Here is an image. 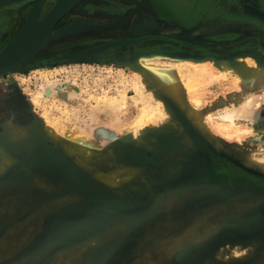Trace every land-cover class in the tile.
<instances>
[{
	"label": "rangeland",
	"instance_id": "1",
	"mask_svg": "<svg viewBox=\"0 0 264 264\" xmlns=\"http://www.w3.org/2000/svg\"><path fill=\"white\" fill-rule=\"evenodd\" d=\"M69 14L79 19L75 8ZM230 19L184 27L148 16L154 25L140 31L136 20L130 34L182 45L178 53L150 52L149 41L82 59L98 45L83 37L124 28L90 19L104 26L55 31L33 58L0 73V161L12 157L0 169V264H264V188L209 171L213 159L264 179V110L254 122L220 118L264 83V24ZM63 42L70 53L50 59ZM234 55L250 57L259 76L220 72L216 60ZM142 57L173 73L178 102L136 68ZM49 84L62 85L56 98L43 93ZM140 110L143 132L126 136ZM74 139L91 147L81 153ZM135 150L149 159L127 160L124 151ZM43 151L69 162L81 184L33 165ZM35 161L52 164L47 152Z\"/></svg>",
	"mask_w": 264,
	"mask_h": 264
},
{
	"label": "flooded vegetation",
	"instance_id": "2",
	"mask_svg": "<svg viewBox=\"0 0 264 264\" xmlns=\"http://www.w3.org/2000/svg\"><path fill=\"white\" fill-rule=\"evenodd\" d=\"M255 1L256 0H198L197 4L191 3L193 5L187 6L188 2H191L190 0H84L74 6L73 9L75 8L76 12H84L89 15L105 14L125 17L124 23H121V26L124 27L123 29L105 31L99 36L94 37V39H92L93 36H85L79 40L82 44L97 43V46L110 42H125V44L107 47L93 55L105 53L107 50L116 51L118 49L121 50L120 54H122L128 47H136L139 43H147L149 41H153L154 43L150 52L178 53L179 47L182 45L177 47L173 44H167L159 37L150 38L145 35L134 36L130 34L128 29L135 25L136 20L140 22V31H142L141 28H146L148 25L153 26V23L147 22L148 16H151L155 20L165 21L169 25L184 27L205 24L215 19L231 18L230 20H243L241 5L248 4L253 7H258ZM176 3L183 4L181 9H178L177 6L175 7ZM18 5L19 4L0 9V49L16 34L26 16L22 18L15 16L14 12H16V7H18ZM72 17L73 16L68 12L64 14L59 23H57L55 30H62L68 22H71ZM241 27L244 28L243 25ZM250 30L253 31V29L248 28V31ZM69 44L70 43L63 42L53 46L50 49L53 54L48 57L50 59H58L62 54L70 53L69 48L72 47V45ZM252 47L258 48L259 46L253 43ZM87 49L85 48V50ZM148 50L149 48H146L144 52H148ZM120 54H117V58L120 57ZM209 171L213 178L228 177L234 183L253 184L264 188V179L255 178L250 176V174L234 167L231 168L225 163H219V161L213 159L209 166Z\"/></svg>",
	"mask_w": 264,
	"mask_h": 264
},
{
	"label": "bare ground",
	"instance_id": "3",
	"mask_svg": "<svg viewBox=\"0 0 264 264\" xmlns=\"http://www.w3.org/2000/svg\"><path fill=\"white\" fill-rule=\"evenodd\" d=\"M41 2H42L41 0H24L20 3H16V5L17 4L19 5L28 4L29 10L21 26L19 27V29L21 30L19 35L12 42V44L9 45L6 49L4 48L7 43L0 49V51L4 50V52L1 53L0 58H5L7 62L9 63V68L11 67V69L16 67L18 63L20 64L25 61V60L21 61V59L27 60V59L33 58L36 50H40L43 45L50 42V39L53 34V32L51 31L52 23L55 20V18L54 19H50L49 17L47 19L45 18V15L42 14V10L40 8ZM72 2L73 1L71 0H58L60 7L55 17L61 18L67 12L69 13V11L73 8V5H74V3ZM245 9L248 11L250 10L248 8H245ZM243 58H240L239 55H234L230 58L221 57L216 60V64L218 65L220 72H223V73L233 72L238 77L239 80H245V78L247 77H250V78L258 77L261 71L259 72L257 68L256 70L253 69V66L255 65L254 61L248 56L243 57ZM136 64H137V67L136 66L135 67L140 72H143L144 74H146L145 77L156 82V84L160 86L161 89L163 88L164 90H166L167 94H170L172 98L174 97L178 102L179 94L177 90L175 89L176 88L175 87L176 78L173 77L172 72L168 70H164V69H158L157 67L159 65L158 61L148 60V58L145 59L142 57V60H137ZM258 66L259 68H261L260 65ZM61 88H62L61 84L60 85L49 84L47 87L43 88L44 89L43 93L45 95L55 96L56 98L57 93L59 92ZM141 89H142L141 83L139 82L136 92L139 93V90ZM96 100L100 103H105L106 105H108L109 103L111 104V102L104 99V97L103 98L98 97ZM156 101L157 100L153 102L155 103ZM35 102L36 101L34 100L33 103ZM262 110H264V83H262V85L259 84V86H257L254 90H251L249 92V95L247 96V99H243L242 101H240L237 105L234 106L233 109L229 111H225V113L220 118L225 121L233 122L235 118L243 117V118L250 120L251 122H254L255 118L260 114ZM145 114L143 110H140V113L134 119L133 124L126 129V132H125L126 136L131 137L135 135H141V133L144 130L141 122H142V119H144L143 117H146ZM187 115L190 116V112H187ZM70 143L72 147H74L77 151L81 153L82 151L84 152L85 148L91 147L88 143L85 142V139H74ZM11 161H12V157L7 156L6 154L3 155L2 160L0 161V169L7 166L9 163H11Z\"/></svg>",
	"mask_w": 264,
	"mask_h": 264
},
{
	"label": "water",
	"instance_id": "4",
	"mask_svg": "<svg viewBox=\"0 0 264 264\" xmlns=\"http://www.w3.org/2000/svg\"><path fill=\"white\" fill-rule=\"evenodd\" d=\"M24 0H0V8L3 7H7V6H11V5H16V3H20ZM41 4H40V8L42 10V7L45 3L47 2H51V6L49 7V9L47 10V12L44 14L45 18L47 19L48 17L50 19H54L52 23V32L54 31L55 25L57 23V21L60 19L59 17H55V15L58 13L59 11V3L58 0H41ZM73 1L72 3H74L73 6H75L80 0H71ZM28 4H20V6H18L19 8L22 7H28ZM242 7V15L247 16L249 18H252L258 22H260L261 24H264V10H261L258 7H253L251 5L248 4H243L241 5ZM245 8L250 9L249 11L246 10ZM91 21L88 20H80V19H75L70 26H68L64 32L58 33V35L62 36L64 33H73V32H86L89 31L91 29H95V28H100L103 27L101 25L98 24H92L90 23ZM119 22V21H118ZM117 21L115 23H118ZM107 27H115V25H109L107 24ZM20 29L18 30V32L15 34V36H13V38L6 44L5 48L6 49L9 45L12 44V42L16 39V37L19 35L20 33ZM53 36V34H52ZM51 41V39H50ZM50 43V42H49ZM118 44H123V42H110V43H106L104 45H100L94 48H89L87 50H84L80 53L82 59L85 58H89L91 57L94 53L100 52L103 49L107 48V47H113L114 45H118ZM38 50L35 51V53ZM4 52V50L0 51V55L1 53ZM34 53V54H35ZM1 57V56H0ZM146 57H150V56H146ZM70 59H74L75 55L70 54L69 55ZM194 60L199 61L202 59H199L198 57H192ZM203 58V57H202ZM26 60V59H21V61ZM20 61V60H19ZM20 61V62H21ZM12 64V63H11ZM19 64V63H18ZM15 65V64H13ZM7 69L11 70V67L9 68V63L7 62V60L5 58H0V73L8 71ZM162 137V135L160 136V138ZM47 152L50 156H51V160H52V164L51 165H46V164H42L39 163L37 161H35L38 157L42 156L43 157V153ZM125 157L127 158V160H130L131 162H140L142 163V160H146L148 157L145 155V153L142 150H135L133 152H129V151H124ZM143 158V159H142ZM142 159V160H141ZM149 159V158H148ZM32 164L41 168L42 170H46V171H51V172H56L62 175H66V176H72L73 178H75V182L77 185H80L82 180L77 179V170L66 160L55 156L54 154H52L49 151H43L40 152L39 154H37L36 156H34V158L32 159ZM104 195H93L91 196V200H100V199H105V197H103ZM106 202H111V203H117L116 201H106ZM182 254L185 253H181L179 255V258H183L184 256H182Z\"/></svg>",
	"mask_w": 264,
	"mask_h": 264
},
{
	"label": "crops",
	"instance_id": "5",
	"mask_svg": "<svg viewBox=\"0 0 264 264\" xmlns=\"http://www.w3.org/2000/svg\"><path fill=\"white\" fill-rule=\"evenodd\" d=\"M13 6H15V5H13ZM8 7V6H7ZM1 9V8H0ZM78 18L79 19H81V20H90V19H92V20H96V21H98V20H103V19H108L111 23L112 22H118L119 21V23H122L124 20H125V17H119V16H114V15H89V14H87V13H84V12H78ZM63 17V16H62ZM61 17V18H62ZM61 18L57 21V23H59V21L61 20ZM160 21V20H159ZM72 22V21H71ZM71 22H68L66 25H65V27L62 29V30H59V32H64L65 31V29L68 27V26H70L71 25ZM57 23H56V25H57ZM124 23V22H123ZM56 25H55V27H56ZM109 25H111V24H109ZM110 28H113V27H110ZM55 31H58V30H55V28H54V31H53V33L55 32ZM63 35H65V34H63ZM62 37V36H61Z\"/></svg>",
	"mask_w": 264,
	"mask_h": 264
}]
</instances>
